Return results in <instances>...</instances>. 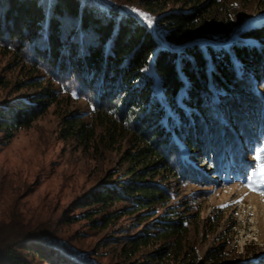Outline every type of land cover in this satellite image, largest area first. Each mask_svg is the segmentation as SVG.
I'll use <instances>...</instances> for the list:
<instances>
[{"label":"trees","instance_id":"trees-1","mask_svg":"<svg viewBox=\"0 0 264 264\" xmlns=\"http://www.w3.org/2000/svg\"><path fill=\"white\" fill-rule=\"evenodd\" d=\"M139 1L150 28L106 1L0 0V50L29 75L43 73L28 81L32 94L0 104V132L10 140L61 96L64 106L86 101L95 126L67 111L63 136L89 148L98 128L125 167L74 203L88 209L62 224L103 231L133 217L128 229L148 225L121 239L126 262L228 264L224 244L197 255L187 239L188 212L170 206L168 181H198L195 164L212 161L216 148L224 153L232 131L239 138L230 147L239 153L255 134L264 136V23L236 30L238 0ZM88 255L66 244L56 223L0 222V264H95Z\"/></svg>","mask_w":264,"mask_h":264},{"label":"rangeland","instance_id":"rangeland-1","mask_svg":"<svg viewBox=\"0 0 264 264\" xmlns=\"http://www.w3.org/2000/svg\"><path fill=\"white\" fill-rule=\"evenodd\" d=\"M100 1L127 9L147 26L138 15L139 0ZM233 3L236 30L264 23V9L258 7L262 0ZM10 58L0 50V104L32 94L33 88H25L28 81L43 76L42 72L29 75L28 66H13ZM43 86H49L46 79ZM64 97L61 96L58 104L48 108L29 128L13 132L10 140L6 139L4 131L0 132V222L13 216L29 225L53 222L57 235L69 246L89 253L88 258L93 263L132 264L120 255L121 239L141 231L148 222L128 229L135 220L126 217L103 231L90 230L85 222L62 224L63 219L88 209L74 208V203L110 172L121 169L122 173L125 167L120 166L119 154L114 149L104 147L99 137L100 129L95 128L96 142L89 148L73 137L63 136L67 111H79L88 129L95 126L94 119L88 115L86 101H73L64 106ZM243 123H247L246 120ZM224 137V153L216 148L212 161L203 158L195 164L200 170V181L180 184L173 179L168 181L174 193L169 203L179 213L188 212L187 239L199 257L224 244L228 264H250L249 260L252 264H264V195L260 194L264 189L252 191L244 186L256 163L254 157L259 156L264 161V137L255 135L254 150L242 145L243 153L230 147L234 143L232 139L239 138L235 131ZM114 207L128 205L117 203ZM123 228L127 233L118 234ZM161 245L145 249L143 254H151Z\"/></svg>","mask_w":264,"mask_h":264},{"label":"snow or ice","instance_id":"snow-or-ice-1","mask_svg":"<svg viewBox=\"0 0 264 264\" xmlns=\"http://www.w3.org/2000/svg\"><path fill=\"white\" fill-rule=\"evenodd\" d=\"M133 11L135 12L136 10L133 9ZM140 15L146 21L147 26L149 28L152 27V20L144 16L143 13H140ZM254 159L256 160V163L244 182V186L252 191L264 189V161L260 160L259 156L254 157ZM260 194L264 195V191H261Z\"/></svg>","mask_w":264,"mask_h":264}]
</instances>
